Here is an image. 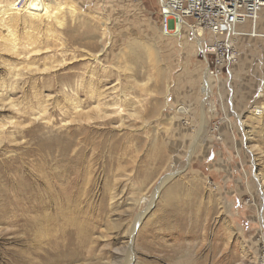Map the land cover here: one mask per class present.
Listing matches in <instances>:
<instances>
[{
  "label": "rangeland",
  "instance_id": "rangeland-1",
  "mask_svg": "<svg viewBox=\"0 0 264 264\" xmlns=\"http://www.w3.org/2000/svg\"><path fill=\"white\" fill-rule=\"evenodd\" d=\"M53 1L0 17V264H264V39L206 79L156 0Z\"/></svg>",
  "mask_w": 264,
  "mask_h": 264
},
{
  "label": "built area",
  "instance_id": "built-area-1",
  "mask_svg": "<svg viewBox=\"0 0 264 264\" xmlns=\"http://www.w3.org/2000/svg\"><path fill=\"white\" fill-rule=\"evenodd\" d=\"M48 1L18 0L17 5L22 7L28 3ZM156 3L161 28L165 34L190 22L188 27L194 34L210 36L209 42L203 46L205 48L202 49V54L212 56L208 71L209 77L215 80L220 76L215 73L218 67H226L227 64L231 66L237 61L238 54L234 45L238 36L236 28L246 22L257 21L258 12L264 7V0H156Z\"/></svg>",
  "mask_w": 264,
  "mask_h": 264
},
{
  "label": "bare ground",
  "instance_id": "bare-ground-1",
  "mask_svg": "<svg viewBox=\"0 0 264 264\" xmlns=\"http://www.w3.org/2000/svg\"><path fill=\"white\" fill-rule=\"evenodd\" d=\"M18 0H13V2L12 3H10V4H6V5H2V4H0V14H2L0 17H7V16H9V15H12V16H15V15H17V14H23V13H26L28 16H30L31 18H33V19H41V18H43V17H45V18H49V17H52V16H55L59 11H61V8L60 9H58L59 8V5L57 4V5H55L56 6V8H54V9H52L51 7H52V5H54V1L53 0H50V2L49 3H39V2H36V3H28L27 5H23L22 7H18V2H17ZM141 0H138V1H136V2H140ZM130 2V1H129ZM30 5L32 6V7H30ZM69 9H68V8ZM66 8H67V10H68V12L71 14V15H75V14H77L78 12V10H76V8H74V6H67ZM223 7L224 8H226V6L225 5H223ZM223 8V9H224ZM66 10V9H65ZM67 10H66V12H67ZM261 10L263 11L264 10V7H262V8H260V10H259V12H258V20L256 21L255 20V22H251V23H249V22H246V23H244V24H242V25H239L237 28H236V30H237V32H238V36L236 37V39H235V41L238 39V38H240V37H243V36H245V35H250V36H252V37H264V32L263 33H259L258 31H257V29H256V25H257V22L259 21V19L260 20H263V16H261L260 15V12H261ZM62 11H63V9H62ZM60 13V12H59ZM264 23V22H263ZM247 25H249V27H250V31L247 33V32H244V31H242L241 30V28H243V27H245V26H247ZM184 29H189V27H188V25L186 24V23H184V24H182V25H179V26H177V28H175V29H172V31L171 32H169V34H165L164 32H163V30H162V28H161V31L164 33V37H168L167 35H176V37H178L179 35H180V33H181V31H183ZM190 33L193 35V36H195V41L197 42V43H199L200 44V41L201 42H204L205 40H204V38L203 37H201V36H198V35H196V34H194L191 30H190ZM199 41V42H198ZM234 41V45H236V42ZM201 44H203V43H201ZM199 45V47L201 48V49H203V45ZM236 48V47H235ZM239 61V60H238ZM237 61V62H238ZM237 62L235 63V64H237ZM234 64V65H235ZM230 64H227L226 65V67H218L217 68V70L218 71H216L215 73L216 74H222V72L224 71V69L225 68H227L228 66H229ZM234 65H231V66H234ZM206 73H208V74H206L207 75V77H206V79L207 78H209V75H210V71H208L207 70V72ZM219 77V76H218ZM218 80H219V78H218ZM204 89H205V91H206V86H204ZM203 89V90H204ZM208 91V90H207ZM61 230V229H60ZM82 230V229H81ZM44 233H45V231H44ZM47 235L49 234V237L50 238H55V236L51 233V232H47L46 233ZM84 235H85V233H84V231H81V233L79 234V236L81 237V238H79L80 240L84 237ZM73 237V236H72ZM71 237V238H72ZM87 237V236H86ZM88 238V237H87ZM78 239V238H77ZM64 243H56L54 246L56 247V248H51V250H48L47 251V254L48 255H50V256H54L55 257V260L53 261V263H55V264H58V263H62V262H64V258L62 259L61 257L63 256V255H65V253L68 251V247L70 246V243H71V240L68 238V239H65L64 238V241H63ZM55 243V242H54ZM85 243V242H84ZM73 245V244H72ZM67 248V249H66ZM23 253V252H22ZM15 255V254H14ZM73 255V254H72ZM42 256V255H41ZM18 257H20V256H18ZM17 258V257H16ZM74 259V258H73ZM29 263V262H28ZM49 263V262H48ZM60 263V264H61ZM17 264H26V262H25V260L24 259H22L21 261L19 260V263H17ZM35 264V263H34Z\"/></svg>",
  "mask_w": 264,
  "mask_h": 264
},
{
  "label": "crops",
  "instance_id": "crops-1",
  "mask_svg": "<svg viewBox=\"0 0 264 264\" xmlns=\"http://www.w3.org/2000/svg\"><path fill=\"white\" fill-rule=\"evenodd\" d=\"M261 14H262V15H261ZM260 15L264 17V10H263V11L261 10ZM262 24H264V23H263V20H260V19H259V21L257 22V25H256V29H257V31H258L259 33H263V32L261 31V29H260V26H261ZM184 30H185V29H184ZM184 30H183V31H184ZM241 30H242V29H241ZM183 31H181V32H183ZM249 31H250V30H249ZM244 32H245V31H244ZM247 33H248V32H247ZM243 37H249V38H262V39H264V37H252V36H250V35H245V36H243ZM243 37H240V38H243ZM237 40H239V38H238ZM201 43L204 44V42H201V41H200V44H201ZM203 44H201V45H203Z\"/></svg>",
  "mask_w": 264,
  "mask_h": 264
}]
</instances>
